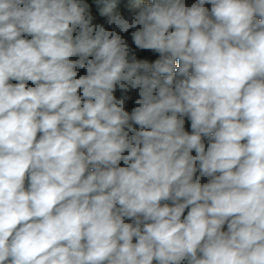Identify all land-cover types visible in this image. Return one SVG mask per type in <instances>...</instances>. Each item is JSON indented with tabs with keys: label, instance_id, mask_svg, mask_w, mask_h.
I'll list each match as a JSON object with an SVG mask.
<instances>
[{
	"label": "clouds",
	"instance_id": "9594fccd",
	"mask_svg": "<svg viewBox=\"0 0 264 264\" xmlns=\"http://www.w3.org/2000/svg\"><path fill=\"white\" fill-rule=\"evenodd\" d=\"M95 3L0 0V264H264V0Z\"/></svg>",
	"mask_w": 264,
	"mask_h": 264
},
{
	"label": "trees",
	"instance_id": "16d2710c",
	"mask_svg": "<svg viewBox=\"0 0 264 264\" xmlns=\"http://www.w3.org/2000/svg\"><path fill=\"white\" fill-rule=\"evenodd\" d=\"M151 2L152 0H118L117 5L113 9V12L114 13L118 12L121 15H124L125 17H127L131 13V11L133 10V8L136 6L137 3L142 5L144 3H151ZM195 2L196 0H186V3L189 6ZM84 3L88 5L89 13L93 16V23L103 24L106 28H108L109 30H112V26L107 24V16L100 15V7L96 5L95 0H84ZM208 7H210V5ZM121 35L129 39V42H130V36L127 33H122ZM141 55L146 56L150 61L158 58V56H153L151 53H143ZM80 74H83V70H81ZM121 95H122L121 91L117 90L116 92L117 98H119ZM129 95L132 97V99L128 102V104L126 105V108L129 112H131V109L135 107V103H134L135 99L138 98V90L130 91ZM185 130L191 132L190 121L186 117H185ZM203 139L205 143H207V138H203Z\"/></svg>",
	"mask_w": 264,
	"mask_h": 264
}]
</instances>
